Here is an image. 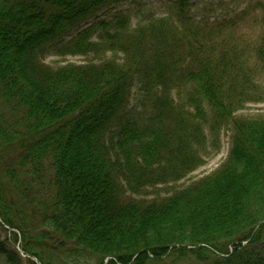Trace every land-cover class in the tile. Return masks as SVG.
<instances>
[{"label":"trees","instance_id":"trees-1","mask_svg":"<svg viewBox=\"0 0 264 264\" xmlns=\"http://www.w3.org/2000/svg\"><path fill=\"white\" fill-rule=\"evenodd\" d=\"M119 1L0 0L3 225L28 264H264V115H237L248 74L193 0L135 27L124 14L94 24L61 49L85 63L44 62ZM222 128L232 146L217 170L146 198L204 165L206 131Z\"/></svg>","mask_w":264,"mask_h":264},{"label":"rangeland","instance_id":"rangeland-1","mask_svg":"<svg viewBox=\"0 0 264 264\" xmlns=\"http://www.w3.org/2000/svg\"><path fill=\"white\" fill-rule=\"evenodd\" d=\"M174 0H121L113 6L99 12L91 19L83 22L70 32L61 45L51 49L44 58V62L52 67H58L68 62L82 64L92 60L93 56L62 55L61 49L71 43L81 32L103 20H112L119 14H124L130 19V24L135 27L139 20L147 18H160L169 16L173 10ZM192 16L197 20L214 23L220 31L218 42L229 52V58L238 60L244 65L248 74L249 84L245 85L250 90V101L237 112L238 116L264 115V63L259 57V52L264 48V0H193ZM92 40L97 41L95 34ZM178 92L174 95L178 98ZM132 101L131 104H134ZM230 128H222L219 134L211 135L206 131V144L203 149L204 165L193 173L183 178L178 183L148 189V199L163 198L175 189L184 188L191 183L207 176L217 170L227 159L232 143ZM217 142V143H215ZM217 146L219 148L217 149ZM142 198V196L134 195ZM13 230L4 226L0 219V244L8 251H14L21 256L20 264H28L19 244L14 241ZM37 261V260H36ZM39 264V262L37 261ZM93 261H91V264ZM0 264H9L6 256L0 253ZM149 264H198L192 259L176 261L174 257Z\"/></svg>","mask_w":264,"mask_h":264}]
</instances>
